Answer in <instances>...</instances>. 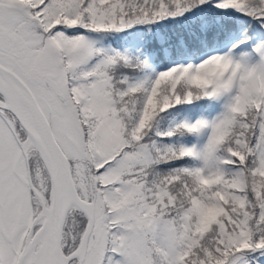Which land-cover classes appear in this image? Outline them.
<instances>
[{
	"label": "rangeland",
	"instance_id": "374dc122",
	"mask_svg": "<svg viewBox=\"0 0 264 264\" xmlns=\"http://www.w3.org/2000/svg\"><path fill=\"white\" fill-rule=\"evenodd\" d=\"M73 1L33 0L29 4L27 0H0V65L11 75L12 83L29 92L48 119L67 158L77 196L84 200L75 196L77 201L67 206L61 264H183L184 247L196 243L201 247L197 254H201L212 242L206 238L197 243L190 232L189 216L175 212V194L167 195L161 183L148 182L150 173H142L152 161L147 149L152 124L143 111L134 127L124 126L123 107L128 99L118 91V76L133 71L139 74V60L134 58L126 62L129 69L124 64L121 67L125 48H120L116 35L126 25L127 15L110 8L116 15L110 16L111 11L102 10L96 0H85L89 7L84 16L87 20L79 25L82 29L66 37L49 35L50 26L68 24L55 16ZM141 1L152 8L157 2ZM34 5H39L41 17L32 10ZM146 75L150 77L141 95L147 98L170 86L178 99L191 89L198 97L203 87L204 93L215 94L212 102L217 101L211 106L210 102L206 107L190 103L161 134L167 133L170 143L179 141L180 153L194 155L197 162L191 166L189 159L190 166L199 171L200 181H217L226 164L241 156L234 147L236 142L229 145L221 140L238 95L243 90L264 92V28L251 36L243 32L221 48L186 56ZM183 79L192 85L185 87ZM5 106L0 97V264L18 260L19 264H42L44 242L35 237L43 227L44 210L49 211L50 178L40 149L33 141L26 145L25 131ZM185 120L186 127L181 125ZM173 123L177 136L168 132ZM247 154H251L250 148ZM251 171L256 168L252 166ZM135 172L148 185L143 187L141 181L128 177ZM154 192L160 194L156 202L150 198ZM262 195L254 199L262 201ZM244 220L249 227L239 235L242 241L253 233V239L264 238L263 224L251 214ZM29 241L30 252L20 262ZM210 256L211 261L218 257ZM247 263L241 257L229 264Z\"/></svg>",
	"mask_w": 264,
	"mask_h": 264
},
{
	"label": "trees",
	"instance_id": "16d2710c",
	"mask_svg": "<svg viewBox=\"0 0 264 264\" xmlns=\"http://www.w3.org/2000/svg\"><path fill=\"white\" fill-rule=\"evenodd\" d=\"M27 1L31 4L33 0ZM156 1L152 8L141 0H96L102 10L111 11L112 8L117 14L127 15L126 25L116 35L121 41L120 48H125L121 67L124 64L123 67L129 69L126 62L133 58L139 60V74L136 75L134 71L128 75L120 74L116 85L118 91L128 99L123 107L125 128L135 126L140 111L152 124L147 140L152 161L141 171L150 173L148 182L155 179L158 184L161 183L167 195H176L175 212L189 216L190 232L196 242L201 244L206 238L212 242L207 252L201 254H197L201 247L196 243L184 247L183 264H229L234 258L241 257L248 260L247 264H264V238L258 236L253 239L254 233L248 240L242 241L239 237L249 227L247 220H244L248 214L263 224L264 228V177L261 175L264 171L263 90L256 94L243 90L238 95L234 110L226 122L227 126L230 125L227 130H223L225 135L222 134L221 140L229 145L236 142L234 147L242 157L228 162L223 175L213 182L200 181L199 171L191 167L196 162L193 155L180 153L177 149L180 147L179 141L174 139L170 143L168 134H161L162 130L165 131V125L174 116V122L178 116L181 117L190 103L194 106L207 104L204 87L198 97L191 93L194 89L190 87V92L185 94V97L189 95L187 98L173 97L171 86L160 89L148 98L141 95L150 77L146 75L147 71L154 74L170 62H180L184 57L195 56V53L199 54L203 50L220 48L234 36L243 32L251 34L263 28L264 0ZM88 7L87 1L74 0L55 16L60 19L63 17L68 24L52 25L47 29L48 34L66 37L67 33L82 29L79 25L87 20ZM32 10L37 11V17H41L39 5H34ZM112 11L110 16H116ZM132 13H137L139 18ZM135 20L137 22L133 23ZM168 80L169 85L171 79ZM180 81L185 87L192 85L190 80ZM185 123L186 120L181 125L186 127ZM171 128L168 132L177 136L176 124L173 123ZM247 145L251 149L250 155L247 154ZM189 159L192 161L191 166ZM252 166L256 172L251 171ZM128 177L135 182L141 181L143 187L148 185L138 172L128 174ZM257 194H263L262 201L254 199ZM159 196L154 192L150 196L151 201L156 202ZM210 254L218 255L215 261L210 260Z\"/></svg>",
	"mask_w": 264,
	"mask_h": 264
},
{
	"label": "water",
	"instance_id": "95a60500",
	"mask_svg": "<svg viewBox=\"0 0 264 264\" xmlns=\"http://www.w3.org/2000/svg\"><path fill=\"white\" fill-rule=\"evenodd\" d=\"M0 96L6 103L13 104L24 111L36 130L37 135L33 136L20 117L7 106L13 112L28 137H33L32 140L40 149L48 168L51 182V201L47 216L48 226L42 264H58L61 258L62 227L67 209V206L63 204V187L66 186L75 194L67 161L54 138L43 112L27 90L0 77ZM41 147L45 149V154ZM89 222V225H91L92 215L89 217ZM16 264H19V260Z\"/></svg>",
	"mask_w": 264,
	"mask_h": 264
},
{
	"label": "bare ground",
	"instance_id": "6f19581e",
	"mask_svg": "<svg viewBox=\"0 0 264 264\" xmlns=\"http://www.w3.org/2000/svg\"><path fill=\"white\" fill-rule=\"evenodd\" d=\"M0 77H1L2 79H5V80H7L8 82H11V83H12V81H10L11 75H10L8 72H6L4 69H2V68H0ZM7 104H8V103H7ZM7 106L10 107V108L15 112V114H17V115L20 117V119L23 121V123H24V124L27 126V128L30 130L31 134H32L33 136H36V135H37L36 130H35L34 126L32 125V123H31V121H30L28 115H27L24 111H22L21 109H19L17 106H15V105H13V104H8ZM32 139H33V137L30 136V137L27 139V141H26V145H29V144L33 141ZM31 145H32V144H31ZM41 148H42L43 153L45 154V151H44L45 149H44L43 147H41ZM75 201H77V200H75V194H74L73 192H71V191L69 190V188H67L66 186H64V187H63V204H64L65 206H69L70 204H72V203L75 202ZM43 214L46 216V218H45V221H44V224H43L42 229H40L39 232L36 233V237H35V239H41V240L44 242V250H45L46 235H47V226H48V222H47L48 211H47V209L44 210ZM62 233H63V232H62ZM36 241H37V240H36ZM32 243H33V242H32ZM34 243H35V242H34ZM61 243H62V242H61ZM31 246H32V244H31L30 241H29V243H28L27 246L25 247L26 249H25L24 254L21 256L20 262L23 261V260L26 258L27 254L30 252V248H31ZM38 253H39V252H38ZM33 257H34V256H33ZM38 257H39V256H38ZM28 261H29V260H28ZM61 261H62V260H61V258H60L58 264H61ZM24 262H25V261H24Z\"/></svg>",
	"mask_w": 264,
	"mask_h": 264
}]
</instances>
